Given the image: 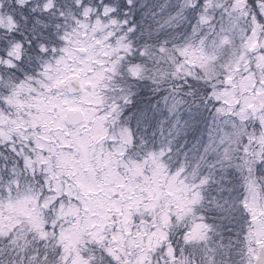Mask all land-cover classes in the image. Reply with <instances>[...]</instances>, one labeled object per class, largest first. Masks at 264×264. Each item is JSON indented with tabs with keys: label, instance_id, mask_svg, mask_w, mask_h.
<instances>
[{
	"label": "snow or ice",
	"instance_id": "obj_1",
	"mask_svg": "<svg viewBox=\"0 0 264 264\" xmlns=\"http://www.w3.org/2000/svg\"><path fill=\"white\" fill-rule=\"evenodd\" d=\"M0 264H264V0H0Z\"/></svg>",
	"mask_w": 264,
	"mask_h": 264
}]
</instances>
